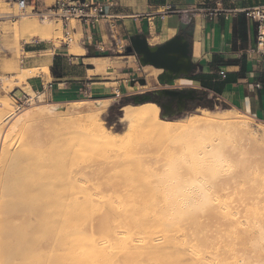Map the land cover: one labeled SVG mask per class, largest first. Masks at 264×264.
I'll use <instances>...</instances> for the list:
<instances>
[{"label": "bare ground", "instance_id": "obj_1", "mask_svg": "<svg viewBox=\"0 0 264 264\" xmlns=\"http://www.w3.org/2000/svg\"><path fill=\"white\" fill-rule=\"evenodd\" d=\"M21 72L22 80L33 73ZM89 105L37 106L34 115L49 121L72 114L79 139L68 145L69 171L34 182L36 200L17 212L22 245L1 228L0 264H264V125L231 108L161 117L155 102H143L120 108L127 129L119 134ZM88 146L101 156L75 165ZM58 165L60 156L38 166Z\"/></svg>", "mask_w": 264, "mask_h": 264}, {"label": "crops", "instance_id": "obj_2", "mask_svg": "<svg viewBox=\"0 0 264 264\" xmlns=\"http://www.w3.org/2000/svg\"><path fill=\"white\" fill-rule=\"evenodd\" d=\"M109 1L113 5L107 8L108 18L92 24L76 20L72 30L77 35L76 51L70 50V42L63 41H38L24 49L26 54L38 55L29 59L24 56L25 67L36 69L37 73L27 76L26 85L18 87V91H28L30 87L56 103L74 99L85 90L90 95H104L112 83L121 80L109 81L113 73L109 66L91 72L94 67L89 59L94 55H88L89 49L103 51L106 55L96 57L104 61L119 57L132 34L144 33L149 44H160L179 32V16L172 14L161 20L157 14L149 19L145 14L155 13L166 3L178 9L195 5L203 9H195L189 22L193 26L191 59L196 69L190 76L176 79L174 88H195L264 124V59L253 50L255 23L245 15L247 9L264 5V0ZM209 8L216 11L209 15L205 11ZM140 14L144 15L137 17ZM161 87L154 81L146 91Z\"/></svg>", "mask_w": 264, "mask_h": 264}, {"label": "rangeland", "instance_id": "obj_3", "mask_svg": "<svg viewBox=\"0 0 264 264\" xmlns=\"http://www.w3.org/2000/svg\"><path fill=\"white\" fill-rule=\"evenodd\" d=\"M51 1L52 0H45L46 4H49ZM0 3L2 4L0 6V12L6 10L7 5L5 2L0 0ZM41 7L44 8V4H42ZM41 19L44 20L45 23H41ZM75 22L76 20H70V25L74 27ZM62 31L63 29L59 22L56 23L48 18L46 19L45 16H26L18 18L16 21L0 18V102H2L4 106V108L0 106V119L3 120V129L0 133V238L2 234L1 228H3V226L8 228L11 227V230L15 231L12 235L16 236V239L13 241L17 243V245H22L21 242L26 239V236L24 233L20 234V232L24 231L18 226L17 220L19 218L17 219L16 215L17 212L20 211L21 206H26L29 202H34L36 200L33 199L36 196L34 182L39 180L44 183L45 179L49 176H53V172L55 176L63 177L62 173L70 169V163L67 162L70 161L68 158V154L70 153L68 145L75 141L73 137H79L77 136V129L74 131L76 123L74 127L72 123L75 118L72 114H63L61 116L62 121H49L43 117H37L38 115L36 116V114L34 115L39 108L37 106L56 102L48 101L42 95H39L37 98L34 97L33 100L27 101L21 106H18L15 100V96H21L22 94V92L18 91V87L23 86V84L26 85L25 80L27 76L37 73L36 69H32L33 73H28L24 80L20 78L22 74L21 69L26 66V58L24 56H27V59L38 57L37 54H26L24 49L27 50L31 48L28 46L30 44H36L38 41H45L46 43L53 42L55 44H58L59 41L64 42ZM71 35L70 50L73 52L76 51L77 48V35L74 33ZM127 42L129 44V41ZM100 54L99 56L106 55L103 51L100 52ZM119 55L120 56L117 58L104 61H100V57L93 56L98 60L96 64H92L94 69L91 70V72L102 71L106 66H109V70L113 71L109 81L121 80L120 83H112L107 93L104 95H80L74 99L66 100L67 102H57L56 104L59 106L58 109L63 111L62 107L70 101H87L90 103L89 106L92 110L101 108L98 117H100L101 120H99L102 123L104 122L103 124L107 129L110 130L112 128V132H119V134H121L120 132L122 131V133H124L126 131L125 129H127V125L125 124L126 122L120 120V108L129 104L135 105L131 98L132 95L148 92L146 90L151 89L149 86H151L154 81H156L158 85L160 84L156 79V75L155 77L152 76L155 71L153 67H141L137 56L134 54H126L125 48L122 49ZM90 59L89 62L91 61ZM140 77L145 78L147 82L146 86H148V88L146 87L141 91L140 89L137 90L136 85L139 84L137 79ZM134 80H136V84ZM115 87L119 88L118 96L113 93ZM28 92L32 95L31 90H28ZM123 99H125L124 102H122ZM95 100L102 101L103 106H95ZM148 102H154V100L151 99ZM104 104L107 105L104 106ZM8 108L14 110V115L5 118L7 111H9ZM225 108L231 107H227L214 97H209L204 94V99L202 101L193 102L185 111L174 115L167 114L166 117L184 119L188 115L199 114L202 109H209L215 113H221ZM24 115L27 117L31 115L35 117L31 116L21 121L23 117H25ZM159 115L161 116V110ZM250 118L253 126L264 125L256 118L252 116H250ZM12 122H16V124ZM80 124L87 126L84 120H81ZM78 139H76V141H78ZM95 150L96 149L92 150V146H88V148L85 147L82 156L79 155L77 157L75 165L83 167L86 164H90L92 160L90 154H92V152L95 158L96 156H101L99 152V155H97V151L95 154ZM65 154H67V156L64 157L63 155ZM57 156H60V162L62 161L61 167L60 165H58L59 168L58 166L50 168H41L38 166L40 161ZM103 157L102 159H104ZM6 159H8L7 162L5 161ZM98 159H101V157H98ZM242 162L244 165L248 164L244 159H242ZM86 175L87 179H90L91 176L88 175V173H86ZM86 183L88 184V182ZM17 217H20V215Z\"/></svg>", "mask_w": 264, "mask_h": 264}, {"label": "built area", "instance_id": "obj_4", "mask_svg": "<svg viewBox=\"0 0 264 264\" xmlns=\"http://www.w3.org/2000/svg\"><path fill=\"white\" fill-rule=\"evenodd\" d=\"M7 5L6 10L0 12V18L9 21H16L18 18L26 16H45L51 21L60 23L63 31L62 38L64 44H69L72 39L73 26L70 25V20H78L81 23L92 24L100 19L109 17L107 8L113 3L109 0H52L46 4L45 0H3ZM44 4V8L41 5ZM203 10L195 5L185 9H178L171 4H163L155 13H146L148 19L157 14L161 20L168 15L177 14L181 22L189 23L194 10ZM207 14H212L215 9H206ZM203 11V12H205ZM144 14L137 15L141 17ZM245 15L252 19L255 23V45L253 50L264 59V5L254 6L245 11ZM124 49V46H122ZM258 86V83H254ZM113 93L118 96L119 88L115 87ZM40 93L32 91V95L25 90H22L21 96H15L18 106L23 103L33 100ZM84 96H91L86 90L82 92Z\"/></svg>", "mask_w": 264, "mask_h": 264}, {"label": "water", "instance_id": "obj_5", "mask_svg": "<svg viewBox=\"0 0 264 264\" xmlns=\"http://www.w3.org/2000/svg\"><path fill=\"white\" fill-rule=\"evenodd\" d=\"M83 2L84 0H79ZM193 26L187 22L180 23L178 33L160 44L151 45L147 41L144 33L132 34L128 37L129 44L125 46L126 54H134L142 66L150 65L160 69L156 74V79L161 88H154L145 93L132 95L135 104L148 102L152 94L159 97H166L169 103H176L175 111H168L170 104L154 102L160 107L161 117L174 115L185 111L189 107V102L198 99L202 100L203 92L195 88H174L175 80L182 76H190L196 69V63L192 61ZM139 84L144 85L146 80L143 77L137 79Z\"/></svg>", "mask_w": 264, "mask_h": 264}, {"label": "flooded vegetation", "instance_id": "obj_6", "mask_svg": "<svg viewBox=\"0 0 264 264\" xmlns=\"http://www.w3.org/2000/svg\"><path fill=\"white\" fill-rule=\"evenodd\" d=\"M198 94H200V92ZM151 99L152 100H159V103L170 104V107H169L168 111H175L176 110V103L175 102L169 103V100L166 97H159L157 94H152V98ZM203 99H204V94H203L202 100ZM202 100L195 99V100L189 102V105L191 103H193V102H200Z\"/></svg>", "mask_w": 264, "mask_h": 264}, {"label": "trees", "instance_id": "obj_7", "mask_svg": "<svg viewBox=\"0 0 264 264\" xmlns=\"http://www.w3.org/2000/svg\"><path fill=\"white\" fill-rule=\"evenodd\" d=\"M88 55H90V56H99V55H101L100 53H97V52H93V51H91L90 49H89V51H88ZM261 81H263L264 82V72H263V75L261 76ZM125 101V99H123L122 100V102H124ZM126 104V103H125ZM225 106H227L226 104H224ZM228 107V106H227Z\"/></svg>", "mask_w": 264, "mask_h": 264}]
</instances>
